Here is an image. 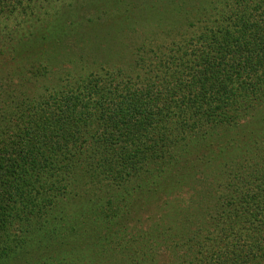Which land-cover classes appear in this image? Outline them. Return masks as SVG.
<instances>
[{
  "label": "trees",
  "instance_id": "1",
  "mask_svg": "<svg viewBox=\"0 0 264 264\" xmlns=\"http://www.w3.org/2000/svg\"><path fill=\"white\" fill-rule=\"evenodd\" d=\"M99 1L0 0V15L11 20L22 12L25 21L43 23L44 45L73 40L76 50L64 44L62 53L77 52L81 61L78 77L66 76L41 95L24 86L0 89V264H78L80 241L90 245L88 237L96 247L90 256L122 250L135 257L123 262L133 264L135 246L149 247V239L163 236L158 224L131 234L136 209L174 197L182 186L207 198L206 173L220 178L223 169L240 199L239 209L221 216L230 220L227 232L238 227L239 215L254 234L247 241L239 229L235 236L213 232L225 247L211 264H264V176L252 181L253 190L244 178L254 177L251 168H264V0L236 1L239 9L217 14L197 37H172L171 45L165 41L177 26H153L167 35L148 48L125 40L130 23L137 21L133 31L144 32L155 19L142 9L148 0H118L115 15L107 13L113 0H103L101 10ZM97 53L112 55L106 71L85 68ZM7 132L12 135L3 140ZM84 188L98 196L79 197L87 207L82 216L74 192ZM92 212L103 235L87 234ZM184 217L188 237L197 220ZM200 226L194 231L210 241L212 228ZM96 258L86 259L94 264Z\"/></svg>",
  "mask_w": 264,
  "mask_h": 264
},
{
  "label": "rangeland",
  "instance_id": "2",
  "mask_svg": "<svg viewBox=\"0 0 264 264\" xmlns=\"http://www.w3.org/2000/svg\"><path fill=\"white\" fill-rule=\"evenodd\" d=\"M117 1L118 0H113V2L108 5L109 8L107 13L115 15V13L119 11V8L115 5ZM236 1L238 3L241 2V0H148V2L143 5L142 9L147 13H150L155 19L146 23V31L144 32L133 31L134 25L138 24L137 21L130 23L128 26H132V32L128 36L126 35V44L145 43V48L153 46L156 44V41L160 42L163 37L167 35H159V30L162 29L165 31L167 25L174 26V24L178 29H171V31H169L168 39L165 41H170V45L173 41L172 37H175L174 41L185 39V35L188 36V34L189 37L192 35L197 37L198 34H200L199 30L209 28L210 22L218 17L217 14H222L226 9H239L240 4H236ZM170 2L172 3L171 6L168 4ZM103 5L104 1L100 0L99 6H97L98 10L105 9ZM181 7H183L185 11L182 12ZM241 7H244L242 3ZM50 12L53 13L52 10H50ZM187 12H189V18L185 19ZM94 13L95 16L99 15L96 9H94ZM249 13L254 17L257 16V13L253 11L249 10ZM169 16L173 17L174 20L172 21ZM209 16H212L210 21ZM25 18H27V16L24 17V13L22 14V12L20 15L18 13L16 18L11 20H8L4 14L0 15V89H5L9 92H17L18 90L21 91L20 88L24 86L29 87L30 89L33 88L37 94L41 95L48 92L49 86L64 84V77L66 76L75 75L74 77H78V63L81 61L77 52L75 54L73 53L72 56L70 55V52V56H65L62 53V47H64V44L66 46H73V51L76 50L75 46L77 45L73 40L65 41L64 43L54 41L53 44L44 45L41 40V36L43 32H45V26H43V23L39 21H25ZM150 25H152V28L148 30ZM141 26L143 27V22L141 23ZM153 26H159V30ZM41 30L43 32H41ZM178 30L186 33L178 34ZM22 51H29L28 55L24 52L23 56L25 57L17 58V54ZM60 51L62 55L57 57L56 53ZM96 56L95 58L97 62L93 58H87V65H85V68L91 67L92 69L95 68V70H97L96 68L98 67V69L101 70L102 66L106 71L108 65L105 61L112 58V55H110V53H97ZM49 60L51 61L47 62ZM91 60L95 61V63L92 64ZM40 66H45L47 70H42ZM10 125L13 124L10 123ZM10 127L12 128V126ZM11 135L12 133L7 132L1 138L7 140ZM251 169L252 175L254 176L253 178L244 175V178L249 184H251L247 186L250 189L253 188L252 181L260 177V173V175L264 176L263 166H261V169ZM206 174L207 179L209 180L206 182L205 187L207 188V191L205 192L209 194V197L205 198L202 197L203 194H197L198 190L195 187L182 186L174 194V197L171 196L169 198L164 197V199L160 200H150L148 202L151 205L147 206L143 204L142 209H136L138 215H134L137 216L135 220L136 225L133 227L134 232H131V234H136L137 236V234L141 233L146 227L150 226V224H158L159 227H162L161 231L163 236L158 238L157 241L149 239L147 242L149 247L144 246L143 248L138 249V247L135 246L137 250L136 253H138V259L133 261V264H211V257L213 254L219 252L218 255H221L222 251H224L223 246L225 247L224 243L220 242L221 239L215 240L216 237H212V234L215 235L213 232L218 233L217 236H220V234L221 236H224L231 231L230 233L233 234L232 236H235L238 233L235 234L233 231L239 229L240 235L242 231L243 237L245 238L244 240H251V234L253 235L254 233L250 232L248 228L244 226V219H246L244 216L237 215L236 220L238 227L234 225V227L229 228V232H227L226 225L230 224V220L223 221V217H221L224 216V213L233 214L232 209H234V206L239 209V193L237 194L233 192V188H235L236 184H233L230 188L228 187V177L231 175L230 172L223 169V176L220 178L213 175V172H207ZM195 192L196 196H194ZM74 193L75 196L78 195L76 197L77 201L79 200V197L81 198L84 195V193L90 197L98 196V193L94 190L91 191L90 188H84L83 193L81 190ZM75 196L72 195L71 199ZM82 199L85 200L84 197ZM163 201L164 203H162ZM122 203H125V201ZM262 204L264 206V203ZM78 207H80V212L78 213L84 216L87 213L86 205L80 203L79 200ZM154 210L156 211L151 213ZM187 213L191 219L197 220V222H194L191 225L192 230L188 237L185 233V227L187 225L185 224L184 217ZM96 214H98V212H92V221L89 226L90 230L87 232L88 235L93 233L95 237L104 234V229L101 228L93 218ZM132 215L133 214L130 216ZM153 219H155V221ZM203 222L209 224L212 228L208 231V234L211 236V242L207 239L209 237L206 236V233L202 230L199 233L194 231V229L196 230L198 227H201L200 225ZM250 222L251 221H248V224H250ZM179 224H184L182 227L183 230L181 229L182 231L177 229V225ZM80 237H82V231ZM130 238L131 236L127 239L128 243L131 242ZM144 238L147 239L146 236ZM88 240H90V245H88L86 241H80V249H83V251L81 252L80 250V261L78 264H89L88 259H86L88 256L96 258L95 256H90V251L93 253V250L96 247L92 245L94 243H91L92 238L88 237ZM144 241L143 243H146ZM119 246L121 247V245ZM89 247L90 249L87 250ZM131 249L132 247L130 250ZM117 253L118 250L115 254L111 255L110 249H102L94 264H126L123 261H126L127 257L130 259L135 258L131 253L125 254L126 257H124L121 255L122 250L118 253L120 255H117ZM83 254L87 256H84ZM205 254H209L206 255L207 260L205 259ZM111 259H113V262Z\"/></svg>",
  "mask_w": 264,
  "mask_h": 264
}]
</instances>
